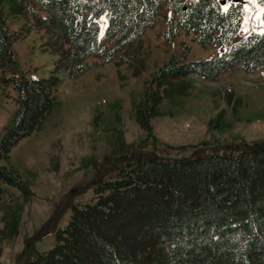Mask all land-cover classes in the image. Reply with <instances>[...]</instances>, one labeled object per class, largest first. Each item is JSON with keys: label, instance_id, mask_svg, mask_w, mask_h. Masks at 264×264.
Segmentation results:
<instances>
[{"label": "trees", "instance_id": "16d2710c", "mask_svg": "<svg viewBox=\"0 0 264 264\" xmlns=\"http://www.w3.org/2000/svg\"><path fill=\"white\" fill-rule=\"evenodd\" d=\"M258 2L264 19V0ZM162 15L167 42L185 32L200 44L230 48L200 60L174 51L157 67L135 111L147 138H154L152 119L163 114L162 102L180 104L190 95L189 78L215 80L235 67L264 69V33L233 42L243 22L242 2L0 0V84L16 92L18 107L0 136V201L5 185L25 197L34 194L30 181L3 162L57 111L62 77H79L97 64L90 57L142 65L139 41ZM8 16L45 33L44 48L56 56L48 77L19 71L13 44L23 32L10 31ZM225 125L221 113L209 122L211 129ZM93 189L91 202L70 203L55 244L31 264H264V146L179 158L133 155L115 175L96 179Z\"/></svg>", "mask_w": 264, "mask_h": 264}, {"label": "rangeland", "instance_id": "374dc122", "mask_svg": "<svg viewBox=\"0 0 264 264\" xmlns=\"http://www.w3.org/2000/svg\"><path fill=\"white\" fill-rule=\"evenodd\" d=\"M242 3L243 22L233 42L264 33L263 7L258 0ZM162 22L163 15L139 41L142 65L90 57L87 61L97 64L79 77L64 75L57 92V111L13 147L3 163L29 180L34 194L25 197L5 185L0 201V264H31L37 254L51 248L56 230L68 221L70 203L91 202L93 182L115 175L133 155L179 158L199 151L226 154L264 146L263 68L235 67L215 80L189 78L190 95L180 104L165 99L160 105L163 114L152 119L154 138H147L135 111L157 67L174 51H188V60H200L230 48V44H200L194 34L185 32L167 42ZM7 23L10 31L23 32L13 44L19 71L27 70L30 77H48L56 56L44 48L45 33L33 29L31 21L8 16ZM15 97L12 88L0 84V136L13 122L18 109ZM220 113L226 125L211 129L210 120Z\"/></svg>", "mask_w": 264, "mask_h": 264}, {"label": "water", "instance_id": "95a60500", "mask_svg": "<svg viewBox=\"0 0 264 264\" xmlns=\"http://www.w3.org/2000/svg\"><path fill=\"white\" fill-rule=\"evenodd\" d=\"M233 3H240L242 0H232Z\"/></svg>", "mask_w": 264, "mask_h": 264}, {"label": "snow or ice", "instance_id": "6c2138e0", "mask_svg": "<svg viewBox=\"0 0 264 264\" xmlns=\"http://www.w3.org/2000/svg\"><path fill=\"white\" fill-rule=\"evenodd\" d=\"M227 11V9H225Z\"/></svg>", "mask_w": 264, "mask_h": 264}]
</instances>
